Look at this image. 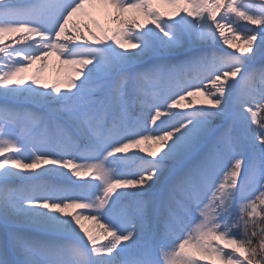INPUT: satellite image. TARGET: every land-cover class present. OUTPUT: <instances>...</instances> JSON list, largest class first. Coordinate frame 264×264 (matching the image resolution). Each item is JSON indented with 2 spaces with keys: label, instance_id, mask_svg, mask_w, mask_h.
<instances>
[{
  "label": "snow or ice",
  "instance_id": "obj_1",
  "mask_svg": "<svg viewBox=\"0 0 264 264\" xmlns=\"http://www.w3.org/2000/svg\"><path fill=\"white\" fill-rule=\"evenodd\" d=\"M0 264H264V0H0Z\"/></svg>",
  "mask_w": 264,
  "mask_h": 264
},
{
  "label": "bare ground",
  "instance_id": "obj_2",
  "mask_svg": "<svg viewBox=\"0 0 264 264\" xmlns=\"http://www.w3.org/2000/svg\"><path fill=\"white\" fill-rule=\"evenodd\" d=\"M101 20H102V18H101ZM58 63H59L58 58L55 55H53V57L50 58L49 68L45 70V76L48 78L49 83H51L52 77H54L56 75L55 69L52 66L57 65ZM260 63H261L260 60L255 61V64H257V65H259ZM34 71H35V66L33 68L28 69L27 72L24 73V75L25 76L31 75ZM71 72H72L71 68L68 66H65L61 69L60 75H61V77H63L64 75L71 74ZM249 87H248V90H250V91L257 90L256 94H257L258 90L260 89V86L256 85L255 83L250 84ZM241 88H242V84H238L236 86V89H235V96L236 97L240 96ZM198 99H203V97H198Z\"/></svg>",
  "mask_w": 264,
  "mask_h": 264
},
{
  "label": "rangeland",
  "instance_id": "obj_3",
  "mask_svg": "<svg viewBox=\"0 0 264 264\" xmlns=\"http://www.w3.org/2000/svg\"><path fill=\"white\" fill-rule=\"evenodd\" d=\"M241 27L242 28H251V27H254V26H251V25H243V24H241ZM237 79H239V77H237ZM256 85H258V86H260L261 87V84H260V82L257 80V81H255L254 82ZM249 87V86H248ZM250 88V87H249ZM250 91V90H249ZM257 94H258V92H257ZM253 128H255V125H253Z\"/></svg>",
  "mask_w": 264,
  "mask_h": 264
}]
</instances>
